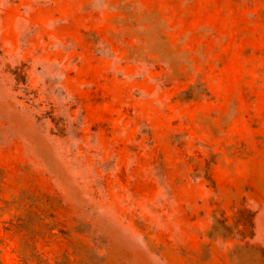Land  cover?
I'll return each mask as SVG.
<instances>
[{
  "label": "rangeland",
  "instance_id": "1",
  "mask_svg": "<svg viewBox=\"0 0 264 264\" xmlns=\"http://www.w3.org/2000/svg\"><path fill=\"white\" fill-rule=\"evenodd\" d=\"M0 264H264V0H0Z\"/></svg>",
  "mask_w": 264,
  "mask_h": 264
}]
</instances>
